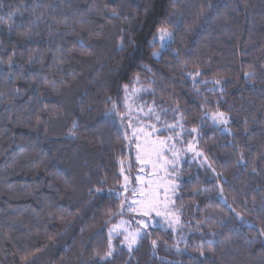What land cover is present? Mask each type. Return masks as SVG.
<instances>
[{"label": "trees", "instance_id": "obj_1", "mask_svg": "<svg viewBox=\"0 0 264 264\" xmlns=\"http://www.w3.org/2000/svg\"><path fill=\"white\" fill-rule=\"evenodd\" d=\"M162 23L173 39L160 50ZM137 76L197 129L207 166L180 171L178 232L149 229L131 256L115 237L112 264H264V0H0V264H98L121 219L132 143L120 116ZM112 102L120 116H105ZM221 187L251 227L207 221L227 211Z\"/></svg>", "mask_w": 264, "mask_h": 264}, {"label": "snow or ice", "instance_id": "obj_2", "mask_svg": "<svg viewBox=\"0 0 264 264\" xmlns=\"http://www.w3.org/2000/svg\"><path fill=\"white\" fill-rule=\"evenodd\" d=\"M11 30L10 26L9 31ZM172 39V32L169 31L167 24L162 23L157 29V34L152 37L151 45L152 47H156V44L159 43L160 48L165 49L171 46ZM80 46L83 48V43H81ZM121 48H123V44H121ZM152 55L154 57H158L160 53L154 51ZM148 70L150 71V69ZM196 75L198 76L200 73L197 72ZM254 75L255 73H245V76L249 79H252ZM193 79H195V77H193ZM138 82L139 77L137 76L133 83ZM204 83H207V81ZM213 83L219 85L220 81L214 80ZM128 88L129 85H124L126 92V114L128 116L127 126L132 128V140L130 143H134L136 147L135 162L150 166V175L152 178L145 181L143 177L137 175L134 180L136 184L140 185V187L132 186L130 188L129 175L125 174L123 169L121 170V175H123L124 178V184L122 185L121 191L114 193L115 198L120 202L119 212L117 215L121 217L125 213H129L131 215L128 220L120 219L119 223H114L113 226L109 228L106 249L102 252L99 249L96 250L98 264H112V257L118 250L113 245V239L115 236L122 237L121 244L127 248L129 256H131L139 246L140 242L151 235L149 229L160 226L161 220L167 223L172 231L176 230L174 225L180 224V216L178 214L179 209L171 207L176 204L173 196L177 191L178 185L172 177L177 173L176 166L179 162V153L175 150V144H169L168 141L175 139V137L171 135L165 136L164 132L157 128L155 124L150 125L148 130H145V128L141 126L133 127L131 117L132 106L127 103ZM117 109L118 104L116 102H112V107L105 113V116H120ZM149 113H153L152 108H149ZM210 118L215 124H223L225 126L228 124V119L224 112H214ZM120 119L121 125L124 126V117L120 116ZM155 119L159 121L160 116L156 115ZM137 123L138 125L140 124L139 118H137ZM73 126L75 127V123ZM166 127L174 131L176 125L169 124ZM196 131L197 129H192V132ZM223 131L230 133V129L227 127H225ZM154 132H159V135L153 137L152 134ZM192 147V145H189L190 151L192 150ZM195 154L203 155L201 152H196ZM237 163H244L243 156H241ZM130 170L131 164L129 165V172ZM139 171L144 172L145 168L141 167ZM253 171H255V169H253ZM97 191H99V189H97ZM219 192L220 204L226 208L227 211L224 216L219 218L208 216L206 217L207 221L209 223H218L221 228H224L229 232L236 231L233 226V221H239L241 224H248L244 216L240 212H236L235 208L228 204L222 187L219 189ZM121 197H123V199H121ZM229 213H234V216H229ZM225 217H228V219H225ZM132 225H135V227H132ZM251 226V224H248V227ZM259 234L264 236V229H261ZM211 235L215 237L217 233L213 232ZM229 239H231V237H229ZM216 243L217 241L215 239L202 240L201 243L197 245L196 251L199 252L201 257H205V259H207L205 253H214V245ZM151 245L153 252H155L157 241L152 240ZM177 251H180V249L177 248ZM200 264H204V262L201 261Z\"/></svg>", "mask_w": 264, "mask_h": 264}, {"label": "rangeland", "instance_id": "obj_3", "mask_svg": "<svg viewBox=\"0 0 264 264\" xmlns=\"http://www.w3.org/2000/svg\"><path fill=\"white\" fill-rule=\"evenodd\" d=\"M160 50H162V49L160 48ZM194 81H196V80H194ZM217 89H218V86H217ZM133 92H134V94H133ZM149 93H150L149 89L145 85L139 84V82L135 83L134 86H132L131 88H128L127 103L132 106L131 117H132L133 127L141 126V127H144L145 130H148L150 125L155 124L157 126V128L161 129L164 132L165 136L171 135V136L175 137V139L169 140L168 143L169 144L174 143L175 144V150L179 153V162L176 166L177 167V173L175 175H173V177H172L179 187V180H180L179 174H180V171H181L184 163H186V162L198 163L199 166L204 167V168H206L207 163H206L205 159L202 158L201 155L195 154L196 152H198V150L195 146L193 138H191L190 135H194L196 133L192 132V130L188 131L184 128L182 118H181L180 114L177 112V110L176 109H163V108L156 107L151 101L148 100ZM125 96H126V92L124 95V109L125 110H124V126H123V128L125 130L127 137L131 141L132 140V135H131L132 128L127 126L128 116L126 114L127 110H126V106H125ZM149 108L153 109V113H149ZM156 115L160 116L159 121H157L155 119ZM210 117H211V115H209V120L211 121L212 124L219 127L223 133H228L226 131H223V129L225 127H227L229 129V127H228L229 121H228V124L226 126L223 124H215ZM137 118H139V121H140L139 125L137 123ZM169 124H175L176 125V128L174 131L172 129H169L166 127ZM177 134H179V135H177ZM152 135H153V137H155V136L159 135V132H154ZM189 145L193 146L191 151L189 150ZM130 156L132 157V161H130V163L126 164V168H127L126 170H128V171H129V165L131 164V170L129 172L131 176L128 174L129 175V181H130L129 187L130 188L132 186L140 187V185L135 183L134 178L137 175H139V176L143 177L145 181H147L148 179H151L152 178V176L150 175L151 168H150V166H146V165L139 164V163L135 162L136 147H135L134 143H132V146L130 147ZM141 167L145 168L144 172L139 171V169ZM123 171L125 174H127L125 172V169H123ZM122 179H123V182H122V185H123L124 184L123 175H122ZM121 190H122V186H121ZM176 194H177V191H176L175 195L173 196L174 200H175ZM121 199H123V197H121ZM171 207H174V205H172ZM130 215L131 214H129V213H125L121 217V219L128 220ZM157 219H161V218H157ZM179 226H180V224L174 225L176 230L172 231V229L168 226V224L163 222V220H161V224L158 227H161V228H164L167 230H171L172 232L177 233L179 230L178 229ZM132 227H135V225H132ZM115 237L118 238V240L122 241V237H120V236H115Z\"/></svg>", "mask_w": 264, "mask_h": 264}]
</instances>
